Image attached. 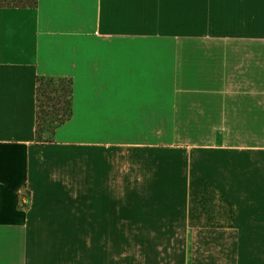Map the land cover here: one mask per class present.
I'll list each match as a JSON object with an SVG mask.
<instances>
[{"label":"crops","instance_id":"1","mask_svg":"<svg viewBox=\"0 0 264 264\" xmlns=\"http://www.w3.org/2000/svg\"><path fill=\"white\" fill-rule=\"evenodd\" d=\"M40 75L74 79L52 142ZM58 227L82 243L150 228L141 241L190 243L180 264H264V0L0 8V264H53L26 244Z\"/></svg>","mask_w":264,"mask_h":264},{"label":"rangeland","instance_id":"2","mask_svg":"<svg viewBox=\"0 0 264 264\" xmlns=\"http://www.w3.org/2000/svg\"><path fill=\"white\" fill-rule=\"evenodd\" d=\"M42 98L46 100L44 95ZM53 104L44 101L40 110L54 113L57 108ZM43 126L44 138L52 137L51 132L47 130V122ZM167 134L168 137H173V132L168 131ZM121 168L126 171V167L122 164ZM52 230L55 234L54 241L26 244V247L49 254L53 257L49 259L53 264H86V262L87 264H180L182 258L184 259L190 252L189 242L141 241L145 238L144 234L151 233L150 228L144 227H119V241L113 243H82L78 228H73L70 235L65 233L66 228L58 227ZM5 245L7 248L15 245L20 249L24 246V242L20 243L18 239H14L5 241Z\"/></svg>","mask_w":264,"mask_h":264},{"label":"trees","instance_id":"3","mask_svg":"<svg viewBox=\"0 0 264 264\" xmlns=\"http://www.w3.org/2000/svg\"><path fill=\"white\" fill-rule=\"evenodd\" d=\"M38 0H0V8H25L37 7ZM38 119L37 140L52 142L57 128L70 120L74 114V79L72 77L38 76ZM44 95L45 99L42 98ZM44 101L54 103L56 112L40 110ZM44 115V116H43ZM46 117V118H44ZM47 122L52 137L44 138L42 134L43 124Z\"/></svg>","mask_w":264,"mask_h":264}]
</instances>
